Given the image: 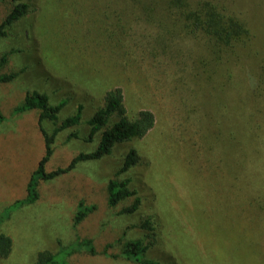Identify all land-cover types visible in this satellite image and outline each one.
Returning a JSON list of instances; mask_svg holds the SVG:
<instances>
[{
    "label": "rangeland",
    "instance_id": "374dc122",
    "mask_svg": "<svg viewBox=\"0 0 264 264\" xmlns=\"http://www.w3.org/2000/svg\"><path fill=\"white\" fill-rule=\"evenodd\" d=\"M24 1L27 13L0 36V61L8 53L0 73L19 71L12 80L0 82V216L7 215L1 227L13 239L10 255L0 264H34L39 250L56 251L78 236L92 238L100 252L118 237L143 235L139 225L149 215L154 216L157 241L147 258L162 264H264V205L260 209L257 199L263 184L247 163L254 150L264 156V97L257 105L246 101L243 82H224L220 74L207 82L201 79L194 91L198 109L191 114L192 138L188 132L179 139L165 126L164 113L174 101L157 93L150 105L157 126L150 134L117 143L106 156L79 161L67 172L40 179L39 197L6 213L14 201L27 197L30 177L45 154L40 110L15 112L26 93H46L52 104L65 101L59 122L84 103L82 122L56 135L54 152L45 164L51 171L96 148L100 135L88 139L86 120L103 102L105 90L122 86L130 96L131 112L136 110L132 105L153 100L150 82L160 80L159 59L164 55L155 49L152 33L157 28L133 18L140 8L123 0ZM229 1L256 30L262 19L264 32V0ZM15 4L0 0V20ZM164 12L159 8L154 16ZM43 125L48 131L55 127L49 119ZM72 132L77 136H68ZM194 141L202 145L199 150ZM131 148L138 150L140 161L120 176L131 179L141 204L133 213L120 214L133 197L110 208L107 184ZM81 199L95 207L75 226ZM120 246L109 251L117 253ZM74 259L73 264H137L87 251L77 252Z\"/></svg>",
    "mask_w": 264,
    "mask_h": 264
},
{
    "label": "trees",
    "instance_id": "16d2710c",
    "mask_svg": "<svg viewBox=\"0 0 264 264\" xmlns=\"http://www.w3.org/2000/svg\"><path fill=\"white\" fill-rule=\"evenodd\" d=\"M12 1H16V4L0 20V36L6 35L12 23L28 11V3L24 0ZM123 1L124 4L128 2V4L140 8V12L133 15V18L146 22L150 27H153L152 29L157 28L156 32L152 33L155 49L164 55L159 59V69L162 72L160 80L154 85L150 82V97H153V100L138 106L132 105L131 108L136 110L131 112L127 105L129 101L131 102L130 96L122 86L117 85L105 90L103 102L86 120L89 126L88 139L91 141L95 135H100L96 148L92 151L78 153L65 167L46 171L45 164L54 152L57 133L82 122L84 103L78 104L75 114L59 122L58 113L63 108L65 101L52 104L46 93L28 91L23 102L15 107V112L19 113L35 108L40 110L39 126L45 139V154L30 177L27 197L14 201L7 208L6 213L10 212L13 207L34 202L39 197L37 188L40 179H49L67 172L74 168L79 161L106 156L112 152L117 143L141 139L150 134L157 126L156 113L150 106L157 93H165L169 99L173 98L174 103L164 113L165 126L178 134L179 139H185L184 137L187 136L193 118L191 114L198 109V105L193 101V96L201 79L207 82L212 75L220 74L224 82H233L234 79L239 84L241 81L243 82L242 89L246 101L255 102L257 105L264 97V41H262L264 32L260 26L262 19L259 21V29L256 30L231 6L229 0ZM159 8H163L165 12L156 17L154 16L155 11ZM172 43H175L174 47H171ZM183 44L186 45L184 51L182 50ZM154 53L157 54L156 51ZM127 54L130 55L129 52ZM7 55L8 53L3 54L0 66L6 61ZM132 60L131 65L136 62L134 58ZM175 61L178 67L173 65ZM171 67L174 69L169 70ZM236 72L239 73L236 74ZM18 73L19 71L16 70L0 73V82L12 80ZM145 74L150 78L149 73ZM254 112L259 113V108L256 107ZM46 119L55 124L52 131L45 129L43 121ZM189 133L192 138L194 135L191 131ZM68 136H77V132H72ZM193 147L199 150L202 145H197V142L194 141ZM247 159V163L252 165L253 175L263 184L262 192L257 196V199H260L258 200L259 207L263 209L264 156L254 150V153ZM139 161L138 150L131 148L122 167L108 181L107 204L110 208L117 207L133 197L130 204L124 205L120 209V214L133 213L141 204V196L137 195L136 189L130 187L131 179L120 176ZM94 207L93 205L87 206L81 199L73 218L74 225L82 223ZM5 216L7 217L3 214L0 216V260L10 255L13 247L12 237L2 231L1 226ZM139 226L145 231L143 235L131 239L124 236L118 237L114 241L108 242L100 252L96 249L92 238H81L80 236L74 242L66 246L62 245L56 251L39 250L34 264H73L76 253L80 251H87L92 255L102 253L113 258L123 257L137 264H162L146 256L149 248L157 241V226L154 216L149 215L142 219ZM117 243L121 244L120 250L117 253L110 252V248Z\"/></svg>",
    "mask_w": 264,
    "mask_h": 264
}]
</instances>
